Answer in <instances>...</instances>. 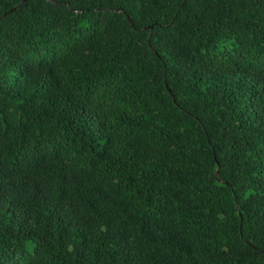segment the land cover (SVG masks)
Here are the masks:
<instances>
[{
    "label": "trees",
    "instance_id": "obj_1",
    "mask_svg": "<svg viewBox=\"0 0 264 264\" xmlns=\"http://www.w3.org/2000/svg\"><path fill=\"white\" fill-rule=\"evenodd\" d=\"M0 264H264V0H0Z\"/></svg>",
    "mask_w": 264,
    "mask_h": 264
}]
</instances>
